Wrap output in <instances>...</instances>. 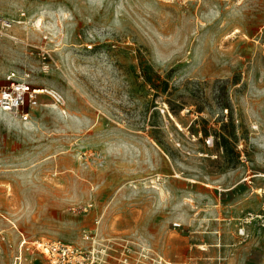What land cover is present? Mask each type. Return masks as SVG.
<instances>
[{
	"label": "rangeland",
	"instance_id": "1",
	"mask_svg": "<svg viewBox=\"0 0 264 264\" xmlns=\"http://www.w3.org/2000/svg\"><path fill=\"white\" fill-rule=\"evenodd\" d=\"M0 16V84L44 91L0 113V264H264V0Z\"/></svg>",
	"mask_w": 264,
	"mask_h": 264
},
{
	"label": "built area",
	"instance_id": "2",
	"mask_svg": "<svg viewBox=\"0 0 264 264\" xmlns=\"http://www.w3.org/2000/svg\"><path fill=\"white\" fill-rule=\"evenodd\" d=\"M11 27L12 22L0 16V36H6ZM42 69L45 71L46 67L43 66ZM33 92L34 90H31V86L25 80H18L14 74H10L6 82L0 84V113L26 121L29 113L24 108L33 104L32 98L35 95L32 94ZM44 252L53 259L51 260L53 262L55 254L68 259L70 251L68 248L51 245L46 247Z\"/></svg>",
	"mask_w": 264,
	"mask_h": 264
},
{
	"label": "bare ground",
	"instance_id": "3",
	"mask_svg": "<svg viewBox=\"0 0 264 264\" xmlns=\"http://www.w3.org/2000/svg\"><path fill=\"white\" fill-rule=\"evenodd\" d=\"M43 92H44V91H40V90L35 89V91H34L33 94L38 95V94H41V93H43ZM39 247H41L42 249H44L42 245H39Z\"/></svg>",
	"mask_w": 264,
	"mask_h": 264
}]
</instances>
